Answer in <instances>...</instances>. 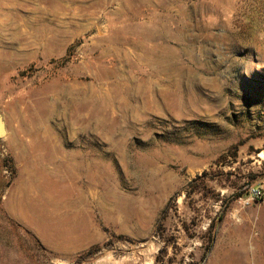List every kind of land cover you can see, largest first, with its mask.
<instances>
[{"label":"rangeland","instance_id":"rangeland-1","mask_svg":"<svg viewBox=\"0 0 264 264\" xmlns=\"http://www.w3.org/2000/svg\"><path fill=\"white\" fill-rule=\"evenodd\" d=\"M0 113V264H264V0H0Z\"/></svg>","mask_w":264,"mask_h":264},{"label":"crops","instance_id":"crops-1","mask_svg":"<svg viewBox=\"0 0 264 264\" xmlns=\"http://www.w3.org/2000/svg\"><path fill=\"white\" fill-rule=\"evenodd\" d=\"M19 190H16L14 193H12V197H11V199H10V201L9 202H7L8 203V205H7V203H6V207L11 211V212H14L15 211V208H16V206L18 207H22L24 204L23 203H21V200H19L20 199V197H19Z\"/></svg>","mask_w":264,"mask_h":264},{"label":"built area","instance_id":"built-area-1","mask_svg":"<svg viewBox=\"0 0 264 264\" xmlns=\"http://www.w3.org/2000/svg\"><path fill=\"white\" fill-rule=\"evenodd\" d=\"M247 195L249 200L261 199L264 196V191L262 188L250 187Z\"/></svg>","mask_w":264,"mask_h":264},{"label":"trees","instance_id":"trees-1","mask_svg":"<svg viewBox=\"0 0 264 264\" xmlns=\"http://www.w3.org/2000/svg\"><path fill=\"white\" fill-rule=\"evenodd\" d=\"M8 163H10V161H4V166H8ZM248 191H249V188H247L245 190H244V188H242L241 191L237 195H235V197L238 198V197L242 196L244 193L248 194ZM221 218H222V215L219 217V220H221ZM90 254H92L91 251L88 252V255H90ZM82 258L83 257H80V260H82Z\"/></svg>","mask_w":264,"mask_h":264},{"label":"water","instance_id":"water-1","mask_svg":"<svg viewBox=\"0 0 264 264\" xmlns=\"http://www.w3.org/2000/svg\"><path fill=\"white\" fill-rule=\"evenodd\" d=\"M6 134V125L2 114L0 113V138Z\"/></svg>","mask_w":264,"mask_h":264}]
</instances>
